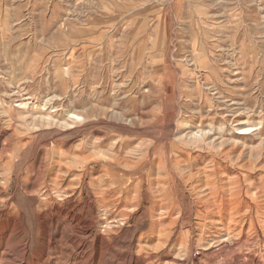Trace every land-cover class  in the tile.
Segmentation results:
<instances>
[{"label":"rangeland","instance_id":"374dc122","mask_svg":"<svg viewBox=\"0 0 264 264\" xmlns=\"http://www.w3.org/2000/svg\"><path fill=\"white\" fill-rule=\"evenodd\" d=\"M229 263L264 264V0H0V264Z\"/></svg>","mask_w":264,"mask_h":264},{"label":"bare ground","instance_id":"6f19581e","mask_svg":"<svg viewBox=\"0 0 264 264\" xmlns=\"http://www.w3.org/2000/svg\"><path fill=\"white\" fill-rule=\"evenodd\" d=\"M198 60V59H197ZM22 94H23V92H22ZM20 146V145H19ZM232 239V238H231ZM230 264V263H229Z\"/></svg>","mask_w":264,"mask_h":264}]
</instances>
